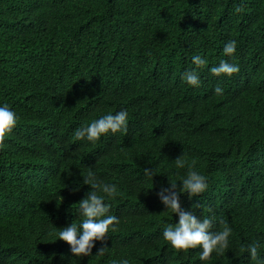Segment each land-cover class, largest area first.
Masks as SVG:
<instances>
[{"label": "trees", "instance_id": "1", "mask_svg": "<svg viewBox=\"0 0 264 264\" xmlns=\"http://www.w3.org/2000/svg\"><path fill=\"white\" fill-rule=\"evenodd\" d=\"M197 54L208 64L192 87L181 74ZM222 59L239 71L212 75ZM0 103L19 116L0 151V264H201L199 247L163 239L178 217L157 196L193 160L208 189L181 207L232 229L208 264H255L242 251L253 242L264 256V0H0ZM121 108L126 132L75 140ZM90 170L117 185L119 223L103 254L97 241L78 258L49 233L79 223Z\"/></svg>", "mask_w": 264, "mask_h": 264}, {"label": "clouds", "instance_id": "2", "mask_svg": "<svg viewBox=\"0 0 264 264\" xmlns=\"http://www.w3.org/2000/svg\"><path fill=\"white\" fill-rule=\"evenodd\" d=\"M236 11H240L239 8ZM236 51V41L229 40L223 46L222 52L225 56L232 57ZM191 63L195 67L186 69L181 74V79L187 85L199 87L201 79L198 70L208 64L205 57L200 55L191 56ZM214 76L231 77L239 71V66L220 60L216 66L209 68ZM224 89L215 87V95H222ZM19 121L18 114L7 104L0 103V151H3L7 144V137L13 131ZM129 122V113L126 109L121 108L119 111L101 115L99 118L92 120L86 126H79L74 130L76 141H87L95 144L108 134H117L126 132ZM175 167L183 169L186 167V160L182 155L175 159ZM144 174L152 180L155 174L152 169L145 168ZM82 184L89 185V190L84 197L78 201L77 213L81 217L79 223L71 222L61 230L51 232L49 235L55 242L57 239L65 241L70 252L75 257L91 256L92 249L96 242L99 241L103 246L97 248L99 254H103L108 248L105 241L109 238L108 233L116 230L119 218L110 214L111 205L119 195L118 187L115 183H105L99 180L93 171H88L82 175ZM79 185L77 186L78 190ZM208 189L207 178L195 170V160L187 164L185 175L179 178V185L170 182L168 186L162 187L157 193L159 201L165 210L176 214L178 220L175 223H169L162 228V237L176 251H187L199 247V260L201 264H208L212 254L222 255L230 249V237L232 229L224 223L222 230L213 231V219L209 217H198L192 210H185L181 207L180 194L186 193L188 198L198 196ZM246 251L248 258L255 261V264H264V256L258 251V244L253 242L242 249ZM113 264H130L128 258H121Z\"/></svg>", "mask_w": 264, "mask_h": 264}]
</instances>
